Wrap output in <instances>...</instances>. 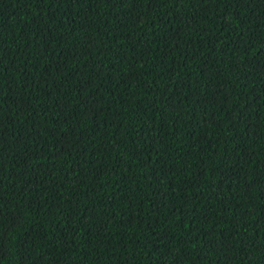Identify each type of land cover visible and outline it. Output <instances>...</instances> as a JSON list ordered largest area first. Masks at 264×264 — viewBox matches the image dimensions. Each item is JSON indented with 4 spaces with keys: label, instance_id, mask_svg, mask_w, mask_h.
I'll use <instances>...</instances> for the list:
<instances>
[{
    "label": "trees",
    "instance_id": "16d2710c",
    "mask_svg": "<svg viewBox=\"0 0 264 264\" xmlns=\"http://www.w3.org/2000/svg\"><path fill=\"white\" fill-rule=\"evenodd\" d=\"M0 264H264V0H0Z\"/></svg>",
    "mask_w": 264,
    "mask_h": 264
}]
</instances>
